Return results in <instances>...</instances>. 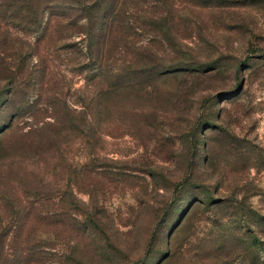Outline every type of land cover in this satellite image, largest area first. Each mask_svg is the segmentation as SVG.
Listing matches in <instances>:
<instances>
[{
	"label": "rangeland",
	"instance_id": "rangeland-1",
	"mask_svg": "<svg viewBox=\"0 0 264 264\" xmlns=\"http://www.w3.org/2000/svg\"><path fill=\"white\" fill-rule=\"evenodd\" d=\"M8 1L0 264H264V0H125L115 80L79 0L34 32Z\"/></svg>",
	"mask_w": 264,
	"mask_h": 264
},
{
	"label": "trees",
	"instance_id": "trees-1",
	"mask_svg": "<svg viewBox=\"0 0 264 264\" xmlns=\"http://www.w3.org/2000/svg\"><path fill=\"white\" fill-rule=\"evenodd\" d=\"M75 0H9L8 1V20L11 22L18 19L19 22L24 28V31L34 32L35 29L39 28L41 23H43V19L45 17V12L50 7H56L58 3L71 2ZM78 1V0H76ZM79 17L83 20L87 21V29L86 31L79 30L81 27H77L78 19L71 18L65 14L58 13H50L47 16L46 23H52L54 27L53 30H61V32L70 29L72 25L76 26V32L83 34L88 41L87 52L89 54V59H92L97 64L95 67L102 75V77L113 78L116 79L117 71L111 70L107 67V63L110 59L115 60L116 56H118L117 48H114L110 51V48L105 49L103 46L107 45V43L115 44L117 38L115 39L114 29L112 23L116 21V19H121L119 22H122L123 19L128 18V11L126 9L125 0H79ZM67 5V4H66ZM69 9V8H68ZM40 18L42 20H40ZM120 24H118L119 26ZM35 28V29H33ZM130 28L128 25L126 26V30L128 31ZM94 29H97L95 43L99 47V51L91 52V42H93V32ZM107 40V41H106ZM109 52V53H108ZM111 52V54H110ZM15 71V72H14ZM9 70L12 77H14V82L17 80H21L23 76L27 77L24 69ZM18 74L20 76L18 77ZM109 74V76H108Z\"/></svg>",
	"mask_w": 264,
	"mask_h": 264
}]
</instances>
